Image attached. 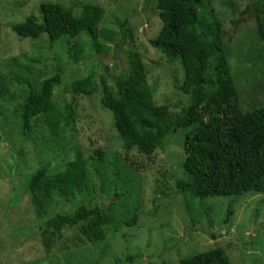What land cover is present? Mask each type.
Wrapping results in <instances>:
<instances>
[{"label": "rangeland", "instance_id": "rangeland-1", "mask_svg": "<svg viewBox=\"0 0 264 264\" xmlns=\"http://www.w3.org/2000/svg\"><path fill=\"white\" fill-rule=\"evenodd\" d=\"M251 1L209 0L224 30L242 110L264 102V47L253 17L243 13ZM42 2L68 5L74 16L81 2L100 6L98 38L81 33L68 43H53L44 34L23 39L13 33L10 26L38 16ZM157 12L155 4L144 0H0V83L9 92L0 108V264H179L215 247L225 251L230 264H264V195L244 194L228 223L223 218L231 196L208 197L194 206L174 190L183 176L180 135L189 130L168 136L165 146L149 156L126 152L111 112L100 102L101 84L113 90L128 68V46L120 45V24L126 19L154 101L169 105L172 113L188 103L187 95L174 88L183 76L180 65L167 62L148 43L161 26ZM59 67L62 82L88 77L85 85L68 84L69 90L54 95L60 110L72 95L76 98V121L62 126L56 138L47 135L41 122L24 137L16 116L22 81L37 86ZM77 155L86 160L89 189L71 202L54 197L47 213L70 212L81 202L100 205L106 219L100 241L83 231L88 222L64 228L59 238L41 235L30 204L26 185L36 170L46 166L52 175ZM199 211L205 212L204 220L192 217Z\"/></svg>", "mask_w": 264, "mask_h": 264}, {"label": "trees", "instance_id": "trees-1", "mask_svg": "<svg viewBox=\"0 0 264 264\" xmlns=\"http://www.w3.org/2000/svg\"><path fill=\"white\" fill-rule=\"evenodd\" d=\"M144 2L156 5L161 22L158 33L148 43L167 62L180 65L183 76L174 88L187 95L188 103L172 113L169 105L154 101L147 71L133 44L132 26L126 19L120 24V45L128 46L125 50L128 68L116 79L113 90L105 82L101 84L100 102L111 112L126 152L135 149L149 156L156 148L165 146L168 136L189 130L183 138L180 135L183 176L176 180L174 190L194 206L208 197L231 196L223 218L228 223L235 202L244 194L264 195V102L259 107L240 108L224 46V30L209 0ZM38 11V16L29 15L13 23L11 31L23 39H37L44 34L53 43L62 39L68 43L81 33L92 40L98 38L102 9L96 4L81 2L78 16L62 3L42 2ZM243 13L253 17L264 47V0H252ZM63 74V67H59L37 86L22 81L25 89L16 116L24 137H29L41 122L47 135L56 138L62 126L76 121V98L72 95L60 110L54 104V95L56 91L69 90L68 84L69 88L85 85L88 77L65 83ZM8 94L7 86L0 83V108ZM94 153L101 152L94 150ZM48 173L46 166L39 167L26 185L40 234L59 238L64 228L88 222L83 231H88L94 241L103 240L106 219L96 203L81 202L72 206L70 212L47 213L54 197L71 202L76 194L89 189L86 160L77 155L63 164L61 170ZM192 217L199 221L206 218L204 211L193 212ZM179 264H230V260L222 248L215 247L183 258Z\"/></svg>", "mask_w": 264, "mask_h": 264}]
</instances>
